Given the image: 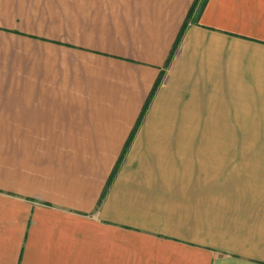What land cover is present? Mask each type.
Segmentation results:
<instances>
[{"label": "crops", "instance_id": "0c3cea01", "mask_svg": "<svg viewBox=\"0 0 264 264\" xmlns=\"http://www.w3.org/2000/svg\"><path fill=\"white\" fill-rule=\"evenodd\" d=\"M195 1L0 0V264H264V0Z\"/></svg>", "mask_w": 264, "mask_h": 264}, {"label": "rangeland", "instance_id": "374dc122", "mask_svg": "<svg viewBox=\"0 0 264 264\" xmlns=\"http://www.w3.org/2000/svg\"><path fill=\"white\" fill-rule=\"evenodd\" d=\"M229 131L234 135L219 137L216 142L213 138V144L218 143L220 147L218 152L208 154L213 155V166L214 163L219 164V167L226 165L216 170L217 176L220 181L229 177V182H235L234 185H224L229 192L251 196V204L261 203V208L264 209V135L240 136L239 134L259 131L239 128ZM261 133L264 131L261 130ZM209 141L212 143V138H209Z\"/></svg>", "mask_w": 264, "mask_h": 264}, {"label": "trees", "instance_id": "16d2710c", "mask_svg": "<svg viewBox=\"0 0 264 264\" xmlns=\"http://www.w3.org/2000/svg\"><path fill=\"white\" fill-rule=\"evenodd\" d=\"M199 1H200V0H196L195 3H194V5H193V7H192V9L190 10V13H189V15H188V17H187V19H186V21H185V23H184V25H183V27H182V29H181V32H180V34H179L178 40H177V42H176V46H175V48H174V50H173V52H172V56L174 55L177 46H178V45L180 44V42H181V39H182V37H183V35H184V33H185L187 27H188V24H189L190 18H191L192 14H193L194 8H195V6L197 5V2H199ZM204 1H207V0H204ZM170 61H171V59H170ZM170 61H169V62H170ZM169 62H168V64H167V66L169 65ZM157 86H158V85L156 84V86H155V88H154L153 93H152L151 96L154 95V92H155V89L157 88ZM148 105H149V101L147 102V104H146V106H145V108H144V111H145V109H147ZM134 134H135V131L133 132V134H132V136L130 137V139L133 138V135H134ZM124 154H125V153H124ZM124 154H123L122 157L120 158V162L122 161ZM116 170H117V168L115 169L113 175L111 176V178H110V182L112 181V179H113V177H114V175H115V173H116ZM104 194H105V193H104Z\"/></svg>", "mask_w": 264, "mask_h": 264}]
</instances>
